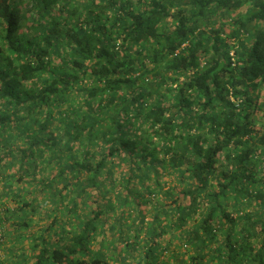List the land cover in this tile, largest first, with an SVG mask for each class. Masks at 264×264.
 I'll list each match as a JSON object with an SVG mask.
<instances>
[{"label": "trees", "instance_id": "trees-1", "mask_svg": "<svg viewBox=\"0 0 264 264\" xmlns=\"http://www.w3.org/2000/svg\"><path fill=\"white\" fill-rule=\"evenodd\" d=\"M27 1L0 0L10 264H264V0Z\"/></svg>", "mask_w": 264, "mask_h": 264}, {"label": "rangeland", "instance_id": "rangeland-1", "mask_svg": "<svg viewBox=\"0 0 264 264\" xmlns=\"http://www.w3.org/2000/svg\"><path fill=\"white\" fill-rule=\"evenodd\" d=\"M121 1L123 3L125 2V0H121ZM19 2H20V5H19V12L20 13L22 11H24L26 7L30 6V4L28 3L27 0H19ZM85 2H87V0H71L69 2L70 4L69 3H67V4H68L70 9L78 10L80 12V16H81L82 10H83L82 6L85 4ZM80 5H82V6H81V9L79 10L78 6H80ZM236 12L237 11H235V13ZM0 44H2L1 41H0ZM1 208H2V206H0V209ZM132 212H133V210H132ZM152 212L153 211L151 210L147 214V216H146L147 221L150 219ZM125 215L127 218V212ZM106 217L110 218L109 216H106ZM36 220L40 221L39 218H37ZM2 221L6 225V222H4V219H2ZM138 224H141L140 219L137 222L123 221L122 223H115L114 221H111L110 223L103 224L101 229H109L110 226H112L114 230H116L117 232L119 231V234L121 235L122 240L123 239H130V240L134 239L135 240V238H134L135 231L134 230L137 228ZM146 224L147 223L142 222V226L146 225ZM144 230L148 231V227H146ZM18 233L15 230H12V231H8V233L5 234V237L1 236V238H0V260L2 261L1 263L10 264L11 261L15 259V257H16L15 255L17 253L19 254L21 252L23 246H26V244H28L24 241H20V239L18 237ZM101 233L111 234L110 231H107V232L101 231ZM166 235H171V234H169V232H166ZM106 238H109V237L106 235ZM18 241H20V242H18ZM157 243H158L157 241H154L152 243V247L150 248L148 257L144 256L142 248H139L140 252L138 251L139 253L136 255L137 259H135V260H137L138 262H143V263L147 262L148 264H151V263L168 264L166 262V258H168V256L165 257V255L163 254L161 241L159 244H157ZM140 245L141 244H138V246H140ZM138 246H137V248H138ZM213 246L214 245H212V247ZM186 249H188V252H190L191 250H194L193 247L186 248ZM132 250H134L132 245L125 248V252H127V253L129 251H132ZM116 254L117 253H113V255H116ZM84 255L85 254L81 255L79 258H82ZM88 258H90V256H88ZM199 264H206V263L200 262Z\"/></svg>", "mask_w": 264, "mask_h": 264}, {"label": "built area", "instance_id": "built-area-1", "mask_svg": "<svg viewBox=\"0 0 264 264\" xmlns=\"http://www.w3.org/2000/svg\"><path fill=\"white\" fill-rule=\"evenodd\" d=\"M230 55H233L232 52L230 53Z\"/></svg>", "mask_w": 264, "mask_h": 264}]
</instances>
